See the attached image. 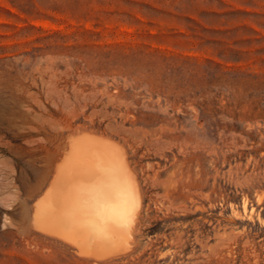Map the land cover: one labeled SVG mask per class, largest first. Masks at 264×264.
Listing matches in <instances>:
<instances>
[{"label":"rangeland","instance_id":"1","mask_svg":"<svg viewBox=\"0 0 264 264\" xmlns=\"http://www.w3.org/2000/svg\"><path fill=\"white\" fill-rule=\"evenodd\" d=\"M84 134L141 196L105 261L36 219ZM0 264H264V0H0Z\"/></svg>","mask_w":264,"mask_h":264},{"label":"bare ground","instance_id":"2","mask_svg":"<svg viewBox=\"0 0 264 264\" xmlns=\"http://www.w3.org/2000/svg\"><path fill=\"white\" fill-rule=\"evenodd\" d=\"M77 138L71 141L68 157L58 167L47 201L39 204L36 219L42 222L46 233L54 232L65 238L64 241L72 239L82 250H91L94 256H100L98 261H105L106 254L114 255L115 250L120 254L118 250L125 249L118 241L123 242L125 238L124 243L128 242L126 236L130 237L138 209L141 211L140 190L124 151L91 134ZM125 230L128 235L122 239ZM125 246L129 251L133 248Z\"/></svg>","mask_w":264,"mask_h":264}]
</instances>
